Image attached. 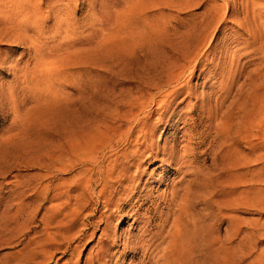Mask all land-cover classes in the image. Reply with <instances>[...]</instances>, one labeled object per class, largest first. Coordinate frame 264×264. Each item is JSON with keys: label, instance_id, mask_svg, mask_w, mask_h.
Listing matches in <instances>:
<instances>
[{"label": "rangeland", "instance_id": "rangeland-1", "mask_svg": "<svg viewBox=\"0 0 264 264\" xmlns=\"http://www.w3.org/2000/svg\"><path fill=\"white\" fill-rule=\"evenodd\" d=\"M239 1L35 0L34 47L0 41V264H264V142L249 124L232 135L244 115L264 125V36L240 23ZM135 114L153 131L144 140L115 138L91 161L61 150L94 119L135 130ZM143 142L154 150L127 159L119 207L86 189L77 216L76 192L54 197Z\"/></svg>", "mask_w": 264, "mask_h": 264}, {"label": "bare ground", "instance_id": "bare-ground-1", "mask_svg": "<svg viewBox=\"0 0 264 264\" xmlns=\"http://www.w3.org/2000/svg\"><path fill=\"white\" fill-rule=\"evenodd\" d=\"M9 1V5L6 7V6H4V4H3V2L1 1L0 2V41L2 42V40L4 39V40H8V41H10V42H14V43H23V44H25L26 46H28V47H34V45L36 44L35 43V41H36V39H35V37L33 36V34H31V32H34L37 36L38 35H40L41 34V31H40V29H39V27H38V22H37V18H38V11H37V9H39L38 7H37V5L39 4H37V2H35V0H8ZM7 0H6V3L8 2ZM39 1H41V0H39ZM43 1V0H42ZM55 1V0H54ZM52 2V1H51ZM44 3V2H43ZM55 3V2H54ZM8 4V3H7ZM6 4V5H7ZM48 4V3H47ZM46 4V5H47ZM40 5V4H39ZM239 5H241V7L243 8L242 10H245V12H244V15L242 16V19H240V23L243 25V26H245V28L247 29V30H249V32H250V37L252 36H254V37H257L259 40H261L262 38V36H264V17H262L261 16V13H263L264 12V0H240L239 1ZM51 7V6H50ZM55 7V6H54ZM54 9V8H53ZM57 10V9H56ZM63 10V9H62ZM62 10H61V12H62ZM236 11V10H235ZM47 13V12H46ZM235 13V12H234ZM53 14V13H52ZM56 14V13H55ZM236 14V13H235ZM25 16V19H23V20H18L19 18H18V16ZM47 15V14H46ZM50 15H51V13H50ZM54 15V14H53ZM234 15V14H233ZM45 16V15H44ZM232 16V15H231ZM237 16V15H236ZM60 17V16H59ZM40 18H42V17H40ZM46 18H47V16H46ZM58 19V18H57ZM46 21V20H45ZM62 21V19L59 21L58 20V22L60 23ZM64 21H66V19L64 20ZM58 23V24H59ZM68 24V23H67ZM66 24V25H67ZM55 25V24H54ZM61 25H63V24H61ZM56 26H58L57 24H56ZM59 27V26H58ZM259 27H262L261 29L262 30H260V28ZM60 28V27H59ZM58 28V29H59ZM245 30V29H244ZM247 33V32H246ZM249 34V33H248ZM248 34H247V36H248ZM248 38V37H247ZM264 39V38H263ZM262 39V40H263ZM259 40H258V42H259ZM261 40V41H262ZM7 41V42H8ZM255 41V40H254ZM257 41V40H256ZM255 41V42H256ZM264 41V40H263ZM262 41V42H263ZM198 42V41H197ZM196 42V43H197ZM261 45H259L260 47L258 48L259 50H263V47H262V45H264V44H262L261 42H259ZM253 44V43H252ZM195 45V44H194ZM251 45V44H250ZM248 46V45H247ZM196 47V46H195ZM33 49V48H32ZM36 51V50H35ZM39 51V50H38ZM42 51V53H43V50H41ZM264 51V50H263ZM181 53H183V52H181ZM185 53V52H184ZM36 55V54H35ZM178 55V54H177ZM41 56V55H40ZM33 57H35L34 55H33ZM178 57V56H177ZM43 58V57H42ZM36 59V58H35ZM221 59V58H220ZM37 60V59H36ZM36 60H34V61H36ZM232 60H233V58L231 57V62H232ZM225 61V60H224ZM86 63V62H85ZM221 63V62H220ZM225 63V62H224ZM234 63H235V61H234ZM231 64V63H230ZM232 64H233V62H232ZM231 64V65H232ZM237 66V65H236ZM227 67V66H226ZM226 67L222 70V74H224L225 72H226ZM230 67V66H229ZM180 69V68H179ZM232 69V68H231ZM237 69V68H236ZM224 70H225V72H224ZM227 73V72H226ZM229 73V72H228ZM232 73H233V71H232ZM25 74V73H24ZM234 74V73H233ZM224 76V75H223ZM231 77V76H230ZM168 79H165V85L166 84H169V83H172V82H174L173 80H174V78H171V77H167ZM175 78H177V77H175ZM229 78V77H228ZM227 78V79H228ZM263 79V78H262ZM176 81V80H175ZM258 81H260V80H258ZM83 82V81H82ZM257 82V81H256ZM84 83H86V81H84ZM83 83V84H84ZM262 83V82H261ZM82 85V84H81ZM80 86V85H79ZM84 85H82V87H83ZM90 86V85H89ZM162 86V85H161ZM258 86V85H257ZM81 87V86H80ZM255 87H256V85H255ZM87 87H85V89H86ZM263 88V87H262ZM262 88H259V89H262ZM79 89V88H78ZM92 89H93V87H92ZM87 90V89H86ZM85 90V91H86ZM257 90V89H256ZM92 91V90H91ZM260 91V90H259ZM256 92V91H255ZM254 92V93H255ZM258 92V91H257ZM264 92V91H263ZM93 93V92H92ZM91 93V94H92ZM260 93V92H259ZM91 94H90V96H91ZM256 94V93H255ZM95 95V94H94ZM258 94H256V96H257ZM86 96H88V95H86ZM171 96V95H170ZM176 96V95H175ZM259 96V95H258ZM174 97V96H173ZM261 97V96H260ZM93 98H94V96H93ZM171 98V97H170ZM252 98V97H251ZM254 98H255V96H254ZM88 99V98H87ZM96 99V98H95ZM172 99V98H171ZM256 99H258L259 100V97L258 98H256ZM256 99L254 100V101H256ZM170 100V99H169ZM94 101V100H93ZM173 101V100H172ZM251 101H253V99L251 100ZM259 101H261V100H259ZM259 101H257V103L259 102ZM222 102V101H221ZM263 102V101H262ZM261 102V103H262ZM87 103V102H86ZM90 103V102H89ZM132 103V102H131ZM203 103V102H202ZM253 103V102H252ZM256 103V102H255ZM82 104V103H81ZM91 104V103H90ZM132 104H134V103H132ZM245 104V103H244ZM251 104V103H250ZM80 105V104H79ZM85 106H86V104H85ZM84 107V106H83ZM95 107V106H94ZM93 107V108H94ZM206 107V106H205ZM239 107V106H238ZM242 107V106H241ZM240 107V108H241ZM246 107V106H245ZM248 107V106H247ZM246 107V108H247ZM249 107H251V106H249ZM93 108H91V109H93ZM99 108V107H98ZM203 108H204V106H203ZM208 108V107H207ZM210 108V107H209ZM235 108V107H234ZM255 108V107H254ZM83 109V108H82ZM100 109V108H99ZM86 111H84V115L85 116H88V114L90 115V114H92V113H94L95 112V109L94 110H92V112H89V107H87V109H85ZM204 110V109H203ZM242 110H244V108L242 109ZM241 109H240V111H242ZM249 110V108H247V111ZM250 110H251V108H250ZM211 111V110H210ZM246 111V110H245ZM83 112V111H82ZM98 112V111H97ZM99 112H100V110H99ZM237 112H238V110H237ZM254 113H255V111H253ZM262 112V111H261ZM260 112V113H261ZM211 113V112H210ZM241 113V112H240ZM239 113V114H240ZM243 113V112H242ZM249 113H250V111H249ZM248 113V114H249ZM257 113V112H256ZM256 113L255 114H253V115H251V117H250V119H249V121H248V118L246 117V115H244V116H241L242 118H244V119H241V120H237V122H236V128H234L235 130H233V138H234V135H235V138H237V136L239 135V134H241L243 131L244 132H246V131H249L248 129V124H249V126H250V128H252V126L254 127V128H256L257 129V131H258V133H256V134H254L257 138H258V141L259 142H257L256 144H258L259 143V145H260V143H261V141H263L264 142V134H263V132H264V125H263V123L261 124V122L262 121H260V119H257L255 116H256ZM98 114V113H97ZM96 114V115H97ZM263 114V113H262ZM94 115V114H93ZM149 115V114H148ZM238 115V114H237ZM239 116V115H238ZM239 116V117H240ZM264 116V115H263ZM96 117V116H95ZM138 117L139 116H137V114H135L134 116H132L130 119L133 121V123L132 124H134L135 125V130L134 129H132V128H126V130L125 131H123L122 129H118L117 127L116 128H114V127H112V126H110V127H104L103 129H101V123H100V121L98 120V119H94V120H92L91 122V124H89V128H92L91 126H97L98 128H94L95 130H93V129H91V130H93V132H86V133H88V136L85 138V139H83L82 138V141L79 139L77 142H75V143H72V144H70L71 146L69 147L68 146V148H63V146L61 147V150L62 151H65L68 155H69V157H68V160H71L72 159V157H77L79 154H85V156L83 157L84 158V160H86V161H91V160H94L95 159V157L97 156V154H98V152L101 150V148L103 149L104 147H108V145L110 144V141L111 140H113V139H115V138H118V139H120V138H124L123 140H124V142H126V144H129V142L130 141H138L140 138L141 139H145L148 135H151V134H153V131L152 130H150V128H148L147 127V125H146V121H148L147 119H146V121L145 122H141L139 119H138ZM211 117V116H210ZM236 117V116H235ZM100 118V117H99ZM103 118V117H102ZM114 118V120H116L117 119V117L115 116V117H113ZM71 119V118H70ZM92 119V118H91ZM141 119V118H140ZM89 120V119H88ZM87 120V121H88ZM102 120V119H101ZM245 120V121H244ZM246 120L248 121V122H246ZM236 121V120H235ZM115 122V121H114ZM264 122V121H263ZM89 123V122H88ZM235 123V122H234ZM233 123V124H234ZM229 124V123H228ZM106 126V125H105ZM85 127V126H84ZM87 128H88V126H86ZM226 127V126H225ZM228 128V127H227ZM125 129V128H124ZM222 129V128H221ZM227 130V129H226ZM80 131V130H79ZM223 131V130H222ZM228 131V130H227ZM253 131V130H252ZM250 132H251V130H250ZM76 133V132H75ZM83 133V132H82ZM225 133V132H224ZM253 133V132H252ZM255 133V132H254ZM77 134V133H76ZM85 134V133H84ZM226 134H228L227 132H226ZM231 134V133H230ZM246 134V133H245ZM72 135H73V133H72ZM75 136V135H74ZM224 136V135H223ZM240 136V135H239ZM243 135H241L240 137H242ZM246 136V135H245ZM249 136V135H248ZM59 137V136H58ZM72 137V136H71ZM81 137H84V136H81ZM222 137V136H221ZM232 137V136H231ZM244 137V136H243ZM252 137V135L249 137V138H251ZM60 138V137H59ZM63 138H64V135H63ZM70 138V137H69ZM246 138H247V136H246ZM257 138H256V140H257ZM224 139V138H223ZM239 139H241V138H239ZM243 139V138H242ZM69 140V139H68ZM77 140V139H76ZM230 140H232V139H230ZM81 141V142H80ZM115 141H116V139H115ZM220 141H222L221 139H220ZM225 141H227V139L225 140ZM235 141V140H234ZM245 141V140H244ZM247 141V140H246ZM245 141V142H246ZM62 142H64L63 140H62ZM117 142V141H116ZM115 142V143H116ZM228 142V141H227ZM229 142H231V141H229ZM244 142V143H245ZM250 142V141H249ZM64 143H66V142H64ZM217 143V142H216ZM234 143V142H233ZM237 143H238V141H237ZM67 144V143H66ZM131 144V143H130ZM250 144V143H249ZM233 144H231V146H232ZM245 145V144H244ZM264 145V144H263ZM136 146H137V144H136ZM162 146H164V145H162ZM221 145H219V147H220ZM230 146V145H229ZM229 146H227V147H229ZM233 146H235V144L233 145ZM233 146H232V148H233ZM249 146V145H248ZM65 147H66V145H65ZM237 147V146H236ZM112 148V147H111ZM135 148V147H134ZM154 147H152L151 146V144H147V145H145L144 144V142L142 143V144H140L139 143V147L137 146V148H135L134 149V151H132L131 152V154L130 155H128V154H126V155H128V158L127 157H124V158H126V162H122V161H117V160H112L111 162V165L110 166H101V165H98V164H91V167H84V169H82L83 170V172L81 173V176H79V178H77L76 179V182H75V184H74V187L73 188H71V189H68V190H64V191H60L57 195H54V197L55 198H58L59 197V195H62V196H65V199H64V201L63 202H61V203H67V199H69V196L71 195L70 194V192H76V194L73 196V200H74V205H73V209H72V207L70 208V210L72 209L73 211H75V214L74 215H77V209L79 208V206H81L82 205V203H84V202H82V200L83 201H85V199L87 200V198H86V195H85V198H84V194H85V190L86 189H88L87 191H90V192H95L96 191V195H97V198L98 199H100L102 202L101 203H104V205H105V207L106 208H109L110 206H112L113 207V205L112 204H114V202L113 201H116L117 202V200H113L115 197H120V196H118V193H120L119 192V190H120V186H122V182L120 181V179L121 180H125V178L127 179L128 178V176H127V173H128V171H129V166L131 165V163H129L128 164V160L127 159H129V160H137V158L138 157H140L141 156V158H142V156L144 155V153L145 154H147L148 155V153L146 152V151H152V149H153ZM170 148V147H169ZM231 148V149H232ZM238 148V147H237ZM160 149V148H159ZM228 149V148H227ZM230 149V148H229ZM255 149V148H254ZM60 150V151H61ZM154 150V149H153ZM236 150V149H235ZM251 150V149H250ZM61 151V152H62ZM156 151V150H155ZM160 151H162V150H160ZM167 151V150H166ZM218 151V150H217ZM222 151V150H221ZM220 151V152H221ZM65 152H63V153H65ZM101 152V151H100ZM154 152V151H153ZM223 152H225V151H223ZM236 152V151H235ZM182 153V152H181ZM184 153H185V151H184ZM222 153V152H221ZM234 153V152H233ZM124 154V153H123ZM168 154V153H167ZM172 154V153H171ZM228 154H230V153H228ZM126 155H124V156H126ZM164 155V154H163ZM264 155V154H263ZM263 155H261L262 157H259V158H263L264 156ZM55 156V155H54ZM60 156H62V155H60ZM145 156V155H144ZM149 156V155H148ZM179 156H181V154H179ZM188 155H186L185 156V160H186V157H187ZM223 156H226V155H223ZM157 157V156H156ZM182 157H183V155H182ZM181 157V158H182ZM155 158V157H154ZM167 158V157H166ZM184 158V157H183ZM258 158V157H257ZM47 159V158H46ZM139 159V158H138ZM44 160H45V158H44ZM49 160V159H48ZM144 160V158L142 159V161ZM162 160V159H161ZM184 160V161H185ZM65 161H67V160H65ZM64 161V162H65ZM137 162V161H136ZM135 162V163H136ZM139 162V161H138ZM231 162V161H230ZM229 162V163H230ZM250 162V161H249ZM43 163H44V161H43ZM67 163V162H66ZM69 163V162H68ZM67 163V164H68ZM100 163V162H99ZM182 163L183 162H181L180 160H177L176 162H175V166H177V170L178 169H180L182 166H184V165H182ZM229 163H228V165H229ZM245 163V162H244ZM46 164V163H45ZM71 164V163H70ZM88 164V163H87ZM101 164V163H100ZM128 164V165H127ZM47 165V164H46ZM69 165V164H68ZM227 165V166H228ZM231 165V164H230ZM234 166H236V164H234ZM48 167V166H47ZM120 167V168H119ZM137 168L139 169L140 167L139 166H137ZM183 168V167H182ZM130 169H131V167H130ZM137 169V170H138ZM190 169H192V168H189V170ZM234 169V168H233ZM65 170V169H64ZM188 170V171H189ZM196 170V169H195ZM200 170V169H199ZM191 171V170H190ZM197 171V170H196ZM222 173V172H221ZM220 173V174H221ZM114 174H115V176H114ZM132 174V173H131ZM130 174V175H131ZM190 174V173H189ZM129 175V174H128ZM135 175V174H134ZM263 175V174H262ZM136 176V175H135ZM193 176V175H192ZM194 176H196V175H194ZM193 176V177H194ZM77 177V176H76ZM137 177V176H136ZM251 178V177H250ZM258 178H260V177H258ZM264 178V177H263ZM115 179V180H114ZM246 179V178H245ZM118 180V184H117V186H115V185H113V183H114V181H117ZM131 180H132V178H131ZM196 180V179H195ZM195 180L193 179V181L195 182ZM201 180V179H200ZM198 181V180H197ZM246 182H248L247 180H245ZM193 182V183H194ZM250 182H252L251 180H250ZM249 182V183H250ZM117 183V182H116ZM131 183H133V180H132V182ZM131 183H129L130 185H131ZM128 184V185H129ZM195 184V183H194ZM193 184V185H194ZM197 184V183H196ZM195 184V185H196ZM199 184V183H198ZM197 184V185H198ZM190 186H191V184H189ZM73 186V185H72ZM126 186V185H125ZM124 186V187H125ZM189 186V187H190ZM217 186V185H216ZM66 187V186H65ZM132 187V186H131ZM251 187V186H250ZM127 188V187H126ZM129 188V187H128ZM141 189V188H140ZM248 189V188H247ZM124 190V189H123ZM134 190V189H133ZM133 190H131V191H133ZM186 190V189H185ZM137 191V190H136ZM84 192V193H83ZM130 192V191H129ZM125 193V192H124ZM133 193V192H132ZM185 193H186V191H185ZM128 194V193H127ZM174 194V193H173ZM89 195V194H88ZM91 195V194H90ZM124 195H126V194H124ZM183 195V194H182ZM186 195V194H185ZM139 196V195H138ZM172 196H174V195H172ZM245 196V195H244ZM92 197V196H91ZM188 197V196H187ZM190 197V196H189ZM188 197V198H189ZM88 198H89V196H88ZM127 198V197H126ZM138 198V197H137ZM133 199V198H132ZM136 199V198H135ZM134 199V200H135ZM190 199V198H189ZM247 199V201L248 202H250V201H252V199H249L248 197L246 198ZM125 200V199H124ZM131 200V199H130ZM188 200V199H187ZM260 201H261V199H259ZM258 200V201H259ZM58 201H60V199L58 200ZM119 201V200H118ZM120 201H122V200H120ZM140 201V200H139ZM142 201V200H141ZM189 201V200H188ZM89 202V201H88ZM136 202V201H135ZM184 202H186V201H184ZM254 202V199H253V201L251 202V203H253ZM69 203V202H68ZM71 203V202H70ZM69 203V204H70ZM123 203V202H122ZM186 203H188V202H186ZM81 204V205H80ZM128 204V203H127ZM139 204V203H138ZM261 204V203H260ZM64 205V204H63ZM67 205V204H66ZM72 205V204H71ZM86 205H88V204H86ZM114 205H116V204H114ZM132 205V204H131ZM189 205V204H188ZM61 206V205H60ZM116 206H118V205H116ZM58 207H59V205H58ZM63 207H65V206H63ZM85 207V206H84ZM83 207V208H84ZM88 207H89V205H88ZM102 207V206H101ZM115 207V206H114ZM119 207V206H118ZM117 208V207H116ZM184 208V207H183ZM66 209V208H65ZM64 209V210H65ZM68 209H69V206L67 207V211H68ZM103 209V208H102ZM110 209H112V208H110ZM123 209V208H122ZM185 209H187V207L185 208ZM59 210V209H58ZM63 210V209H62ZM116 210V209H115ZM121 210V209H120ZM120 210H119V212H120ZM135 210V209H134ZM181 210H182V208H181ZM102 211V210H101ZM109 211V210H108ZM186 211V210H185ZM62 212V211H61ZM79 212V214L81 213L80 211H78ZM106 212V211H105ZM117 212V211H116ZM111 213H112V211H111ZM68 214V213H67ZM59 215H61V214H59ZM73 215V216H74ZM103 215V214H102ZM106 215V214H105ZM71 216V215H70ZM78 216V215H77ZM110 216V215H109ZM65 217H67V216H65ZM97 217V216H96ZM72 218V217H71ZM76 218V217H75ZM102 218V217H101ZM106 218H108V217H106ZM69 219V218H68ZM95 220H97V218L95 219ZM147 220V219H146ZM64 221V223H65V221L67 222L68 220H63ZM74 221V220H73ZM99 221H100V219H99ZM105 222H107L108 223V221H105ZM63 223V224H64ZM68 223H69V221H68ZM71 223V222H70ZM93 223V222H92ZM95 223V222H94ZM74 224V223H73ZM105 224V223H104ZM177 224H178V222H177ZM65 225H67L66 223H65ZM106 225V224H105ZM60 226V225H59ZM93 226V225H92ZM148 226V225H147ZM61 227V226H60ZM70 227V226H69ZM63 228V227H62ZM66 228H68V227H65V230H66ZM70 229V228H69ZM102 229H103V227H102ZM106 229V228H105ZM70 231V230H69ZM61 232H63V231H61ZM65 232V231H64ZM180 232V231H179ZM105 233V232H104ZM66 234H68V232H66ZM72 234V233H71ZM60 235H62V234H60ZM105 235V234H104ZM68 236V235H67ZM66 236V237H67ZM107 236V235H106ZM62 237V239H63V235L61 236ZM60 237V238H61ZM71 237H74L73 235H71ZM108 237V236H107ZM59 238V239H60ZM70 238V237H69ZM61 240V239H60ZM115 240V239H114ZM117 241V240H116ZM59 243V242H58ZM66 243V242H65ZM61 245V244H60ZM117 245V244H116ZM203 254V253H202ZM204 258V257H203ZM206 259V258H205ZM197 261V260H196Z\"/></svg>", "mask_w": 264, "mask_h": 264}, {"label": "snow or ice", "instance_id": "snow-or-ice-1", "mask_svg": "<svg viewBox=\"0 0 264 264\" xmlns=\"http://www.w3.org/2000/svg\"><path fill=\"white\" fill-rule=\"evenodd\" d=\"M58 2H62V0H58ZM0 71H2V69H0Z\"/></svg>", "mask_w": 264, "mask_h": 264}]
</instances>
